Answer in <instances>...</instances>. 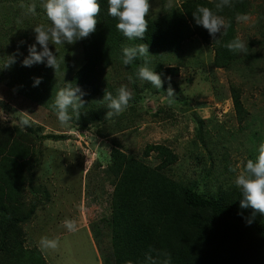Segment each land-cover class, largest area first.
Wrapping results in <instances>:
<instances>
[{"label": "rangeland", "instance_id": "obj_1", "mask_svg": "<svg viewBox=\"0 0 264 264\" xmlns=\"http://www.w3.org/2000/svg\"><path fill=\"white\" fill-rule=\"evenodd\" d=\"M183 1L149 0L146 18L180 7ZM245 1L247 19L235 18L233 26L245 51L236 52L225 67L214 66L213 46L196 34L175 50L148 49V56H137L127 66L122 50L134 46L116 47L111 63L96 64L91 70L93 81L78 87L82 108L84 112L90 105L101 109L106 105L105 90L115 96L121 86L127 87L132 99L119 116H99L85 126L84 115L71 109V121L62 125L52 107L57 92L70 87V78L85 63L82 39L73 44L49 43L59 63L57 70L46 60L24 66L29 46L35 43L33 28L50 22L42 0H0V161L7 169L14 168L13 162H5L14 149L20 164L15 176L19 194L3 202L5 218L1 217L13 218L15 227L10 229L7 247L2 248L0 241V263L18 264L17 249L28 254L37 251L44 264H101L99 251L113 250L111 230L101 222L113 209L114 176L109 170L113 148L154 167L160 164L156 147H168L176 160L163 173L172 180L208 199H228L237 193L236 173L229 167L255 161L264 143V0ZM22 4H35L36 13L26 15ZM41 50L37 44V51ZM154 64L163 73L155 71ZM143 65L161 75L160 90L134 73ZM35 78L41 79L38 86H33ZM230 85L239 94V118ZM169 86L173 97L167 96ZM22 119L30 126H22ZM66 219L75 221L76 231L63 225ZM214 219L206 215L203 220ZM91 226L100 231L97 237ZM235 226L242 234L250 229L244 223ZM252 234L258 241L256 249L264 255L259 235ZM42 237L57 239L58 248L43 250Z\"/></svg>", "mask_w": 264, "mask_h": 264}, {"label": "trees", "instance_id": "obj_2", "mask_svg": "<svg viewBox=\"0 0 264 264\" xmlns=\"http://www.w3.org/2000/svg\"><path fill=\"white\" fill-rule=\"evenodd\" d=\"M100 5L98 23L94 33L82 38L84 65L70 78V87H83L93 81L92 68L96 64L108 65L119 45H148L149 50H175L181 42L196 34L213 46L215 67H225L235 59L236 53L225 45L235 39L234 20L237 14H243L246 1L231 0V7L217 12L218 0H185L180 7H171L168 11L152 18H146L148 30L144 39L129 40L116 28L118 20L108 15V0H97ZM197 6H206L222 16L230 27L226 32L217 33L216 40L202 26L196 25L192 13ZM155 71L163 73L160 65L154 64ZM138 70V69H137ZM137 70L134 71L137 72ZM230 98L237 117L242 113L239 94L232 85ZM106 105L98 109L90 105L81 114L87 125L98 117H106ZM62 135H50L53 138ZM63 138V137H62ZM160 164L154 167L126 156L113 148L110 153L109 170L114 176L110 216L101 220L107 230H111L113 250L102 254L101 264H264V255L256 249L258 241L252 231H256L264 246V215L254 213L251 208H240L242 193L240 189L233 197L223 196L208 199L188 187L182 186L163 173V169L176 160L168 147L157 146ZM18 154L11 151L14 168L7 169L0 161V241L2 248L11 243L8 238L14 219H2L3 202L11 195L17 196L19 166L15 161ZM18 165V166H17ZM4 196V197H3ZM4 198V200H1ZM239 213H242L240 215ZM2 214V215H1ZM215 218L203 220L205 216ZM220 218L229 222H222ZM247 219L252 223L248 225ZM244 223L250 229L244 233L235 223ZM90 231L97 237L98 228ZM245 239L247 246H244ZM7 242H6V241ZM96 243V242H95ZM97 245V244H96ZM126 249V250H125ZM15 251L21 259L18 264H44L40 254ZM17 255V257L19 256ZM2 264V263H0Z\"/></svg>", "mask_w": 264, "mask_h": 264}, {"label": "clouds", "instance_id": "obj_3", "mask_svg": "<svg viewBox=\"0 0 264 264\" xmlns=\"http://www.w3.org/2000/svg\"><path fill=\"white\" fill-rule=\"evenodd\" d=\"M108 5V15L118 20L116 28L124 37L129 40L144 39L148 30L146 17L151 7L149 0H108ZM231 6V0H218L215 3L217 12ZM21 7L26 9V15L36 13L35 4L27 6L22 4ZM42 7L50 24L48 26L37 25L33 28L35 43L29 46V55L22 61V64L31 66L36 63H44L46 60L48 67L57 70L59 63L55 54L49 49V43L73 44L77 40L94 33L98 23L96 17L99 15L100 5L97 0H42ZM192 16L196 25L206 29L213 40H216L217 33L226 32L230 27V22H226L222 16L206 6H197ZM246 19L247 16L243 14H237L236 16L237 21ZM37 44L42 49L41 51H37ZM225 47L233 53L245 51V44L239 37L227 43ZM122 51V62L126 66L130 65L137 56L146 57L149 55L148 45L146 44L124 47ZM11 62L13 61L8 63ZM137 77L150 83L158 90L163 86L161 75L149 69L146 65L138 68ZM131 79L130 76L129 80ZM40 82V78H35L33 86H38ZM77 93H80L78 87H68L57 92L52 107L62 125L71 121L70 109L72 113L80 116V109L84 106V101L81 98L83 93H80V95ZM167 96H174V90L171 86L167 89ZM131 99L132 93L126 86L118 88L115 96L105 90L102 101L106 103L108 109L106 117L119 116L128 107ZM20 123L25 127L30 126L27 119H22ZM229 170L236 173L234 183L242 193L240 208H251L254 213L258 212L264 215V143L259 145L255 161L249 159L246 164H237L235 167L230 166ZM239 214L242 215V213ZM246 223L250 225L252 220L247 219ZM63 225L69 231H76V223L73 220L66 219ZM58 245L59 241L57 239L42 237L40 240V247L43 250H55Z\"/></svg>", "mask_w": 264, "mask_h": 264}]
</instances>
